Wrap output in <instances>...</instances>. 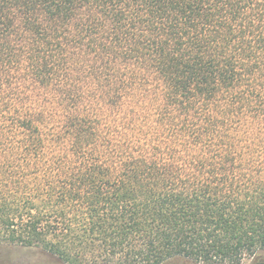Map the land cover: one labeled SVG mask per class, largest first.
Returning <instances> with one entry per match:
<instances>
[{"label": "trees", "instance_id": "trees-1", "mask_svg": "<svg viewBox=\"0 0 264 264\" xmlns=\"http://www.w3.org/2000/svg\"><path fill=\"white\" fill-rule=\"evenodd\" d=\"M0 246L264 264V0H0Z\"/></svg>", "mask_w": 264, "mask_h": 264}, {"label": "rangeland", "instance_id": "rangeland-1", "mask_svg": "<svg viewBox=\"0 0 264 264\" xmlns=\"http://www.w3.org/2000/svg\"><path fill=\"white\" fill-rule=\"evenodd\" d=\"M250 262H251L250 259H246L244 261V264H249ZM0 264H61V263L54 257L40 253L39 251L36 250H28L19 247L0 246Z\"/></svg>", "mask_w": 264, "mask_h": 264}]
</instances>
